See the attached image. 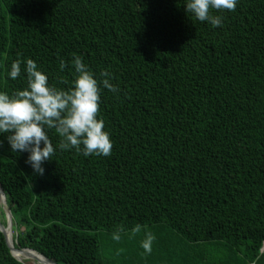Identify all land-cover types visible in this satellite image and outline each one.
<instances>
[{"label":"trees","instance_id":"trees-1","mask_svg":"<svg viewBox=\"0 0 264 264\" xmlns=\"http://www.w3.org/2000/svg\"><path fill=\"white\" fill-rule=\"evenodd\" d=\"M185 3L0 0V91L27 86L9 75L26 58L67 89L77 55L119 88L101 91L110 156L61 150L51 130L40 175L0 135L16 247L58 264H264V0L213 10L220 27ZM0 264H26L1 231Z\"/></svg>","mask_w":264,"mask_h":264},{"label":"clouds","instance_id":"clouds-1","mask_svg":"<svg viewBox=\"0 0 264 264\" xmlns=\"http://www.w3.org/2000/svg\"><path fill=\"white\" fill-rule=\"evenodd\" d=\"M239 0H186V12L195 19L220 27L223 17L216 11H234ZM75 72L69 88H58L49 83V77L38 63L31 59L12 62L10 78L16 80L26 73L27 86L13 93L0 91V135H6L14 152H27V163L37 174L45 172V161L57 151L49 136L51 130L60 137L61 150L75 148L83 155L110 156L113 141L99 116L102 88L119 91L112 83V74L102 70L101 79L79 55L73 58ZM64 61L60 69L66 67ZM3 141H0L2 145Z\"/></svg>","mask_w":264,"mask_h":264},{"label":"water","instance_id":"water-1","mask_svg":"<svg viewBox=\"0 0 264 264\" xmlns=\"http://www.w3.org/2000/svg\"><path fill=\"white\" fill-rule=\"evenodd\" d=\"M0 190L4 193L2 186L0 184ZM2 210L4 212V216L6 218V226L5 224L2 223V221H0V231L3 233L6 244L11 252V254L13 255V257H15L18 261L25 263L24 261H22L21 259H19L15 254L14 251H20L22 252L27 258L31 257L32 254L34 253L35 255L41 256L42 258H44L45 260L49 261L52 264H58L57 262L53 261L52 259L46 257L45 255L41 254L40 252L31 249V248H20V247H16L15 245H11L7 239V233H6V229L7 227H10L12 229V215L10 212V209L6 203V198L4 199L3 203H2Z\"/></svg>","mask_w":264,"mask_h":264},{"label":"bare ground","instance_id":"bare-ground-1","mask_svg":"<svg viewBox=\"0 0 264 264\" xmlns=\"http://www.w3.org/2000/svg\"><path fill=\"white\" fill-rule=\"evenodd\" d=\"M5 199V194L0 190V207H2V203ZM1 221V218H0ZM6 226V224H5ZM6 233H7V239L9 241V243L11 245H14V241H13V233H12V229L10 227H7L6 229ZM14 254L21 259L24 262H27V260L30 261L31 264H52L49 261L45 260L44 258H42L41 256L35 255L33 254L31 257L27 258L22 252L20 251H14Z\"/></svg>","mask_w":264,"mask_h":264},{"label":"rangeland","instance_id":"rangeland-1","mask_svg":"<svg viewBox=\"0 0 264 264\" xmlns=\"http://www.w3.org/2000/svg\"><path fill=\"white\" fill-rule=\"evenodd\" d=\"M1 208V210H2V207H0ZM0 218H1V221L2 220H5L6 221V218H5V216L3 217L2 216V214H1V211H0ZM12 233H13V230H12ZM13 235H14V233H13ZM26 264H31V263H27V262H25Z\"/></svg>","mask_w":264,"mask_h":264}]
</instances>
